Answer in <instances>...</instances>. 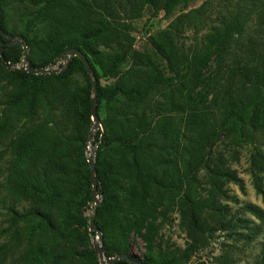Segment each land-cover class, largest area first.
<instances>
[{
    "label": "trees",
    "instance_id": "16d2710c",
    "mask_svg": "<svg viewBox=\"0 0 264 264\" xmlns=\"http://www.w3.org/2000/svg\"><path fill=\"white\" fill-rule=\"evenodd\" d=\"M188 1L0 0V28L23 38L30 65L47 67L75 48L93 71L100 194L94 225L105 257L135 258L129 239L136 233L146 264H186L198 235L233 226L247 229L245 238L257 232L244 218L225 219L224 185L240 187L241 179L221 155L211 161L207 147L227 132L244 141L264 130V33L229 63V28L207 35L200 50L177 47L187 18L181 14L147 35L151 54L133 46L129 20L143 9L148 17L159 11L168 17ZM20 4L15 33L6 11ZM7 40L1 37L4 61L17 64L22 48ZM214 53V67L205 71ZM90 94L75 56L49 74L0 64V264H98L90 215L83 213L92 201L85 157ZM251 163L254 189L262 193L257 173L264 171V154L255 152ZM242 209L264 222L259 207ZM168 212L177 213L190 239L182 249L156 240ZM253 264H264V246Z\"/></svg>",
    "mask_w": 264,
    "mask_h": 264
},
{
    "label": "rangeland",
    "instance_id": "374dc122",
    "mask_svg": "<svg viewBox=\"0 0 264 264\" xmlns=\"http://www.w3.org/2000/svg\"><path fill=\"white\" fill-rule=\"evenodd\" d=\"M10 7L6 11V26L16 33L21 30L19 14L24 12V9L21 4L18 9L14 6L11 9ZM181 14H187V18L183 20L176 45L187 53L193 49L200 50L206 36L210 33L229 28L232 34L226 46L229 62L232 58H239V54L245 52L251 41H260L263 37L264 0H189L185 6L176 7L171 16L165 17L159 11L155 16L148 17V12L143 9L141 16L129 20L131 34L134 37V48L151 54V49L146 41L147 35L157 34ZM215 55L216 53L212 54L208 60L205 71L213 69ZM62 61L63 59L58 58L47 67L61 64ZM128 63L126 60L121 68H125ZM21 64L20 60L16 65L20 66ZM97 128L91 131L90 144H86L87 147H85V157L92 152V159L98 143L94 139ZM207 148L211 161L221 155L226 166L241 179L240 187L231 182L224 185L229 196V199L221 201L226 206L225 219L230 218L233 221L236 217L244 218L247 220L248 226L257 228V232L250 238H245L243 234L248 232L247 229L233 226L230 229H216L205 234L204 238L198 235L186 264H253L260 247L264 246V222L244 211L242 206L253 204L264 212V171L257 173L262 193H257L254 189V180L250 173L251 170H255L251 163L254 153L259 151L264 154V130H257L250 139L244 141L235 139L232 133L227 132L220 135L213 143L208 144ZM198 176L202 181V186L206 187L203 170L198 172ZM96 196L99 199L100 194H96ZM92 207V201L85 205L83 209L85 216L91 215ZM0 223L4 225L1 218ZM95 238L96 234L91 237V244L96 240ZM129 240L131 255L142 260V254L145 252L143 241L136 233L132 234ZM156 240L163 245L180 249L190 242L179 225L177 213L168 212L166 214V220L160 226ZM98 264L100 263L98 262Z\"/></svg>",
    "mask_w": 264,
    "mask_h": 264
},
{
    "label": "water",
    "instance_id": "95a60500",
    "mask_svg": "<svg viewBox=\"0 0 264 264\" xmlns=\"http://www.w3.org/2000/svg\"><path fill=\"white\" fill-rule=\"evenodd\" d=\"M1 37H7V42L5 43L6 46L12 45V44H18L20 45V47L22 48V64L20 66H17L16 64H9L8 62L4 61L2 52H1V46L3 45V42L1 41ZM27 50H26V45L25 42L23 40V38L19 35L14 36V35H6L2 29L0 28V64L5 67V68H19L22 69L28 73H33V74H37V73H57L60 70H63L68 61L70 60L71 57L75 56L77 57L82 65L83 68L85 70V73L90 81V85H91V94H90V117L91 119H93V122L91 123V127L90 130L88 131L87 134V138H86V144H90L91 138H92V130L97 128L99 126V122L98 119L96 117V113H95V80H94V75H93V71L87 61V59L85 58V56L77 49L75 48H66L64 49L61 53H60V59H63V61L61 62V64H54L50 67H40V66H32L30 65V63L28 62L27 58ZM85 147H87L85 145ZM86 162L88 163V165L90 166L89 169V179H90V184H91V190H90V194H91V199H92V203H93V207H92V212L91 215L89 217V222H88V230L93 231L96 234V240L92 241V249L97 257V260L100 264H114V262H116L118 259H122L125 260L128 264H146L144 261L136 259V258H132L130 256H128L127 254H123V253H117L111 257H105L102 253V249H101V245H100V231L99 229L94 225V216H95V212H96V207L97 204L99 202V199L96 196V188H97V184L94 178V161L92 159V152H90L88 154V156L86 157Z\"/></svg>",
    "mask_w": 264,
    "mask_h": 264
}]
</instances>
